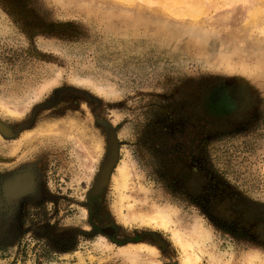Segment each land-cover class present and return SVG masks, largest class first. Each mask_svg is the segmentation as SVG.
Wrapping results in <instances>:
<instances>
[{
  "label": "rangeland",
  "instance_id": "374dc122",
  "mask_svg": "<svg viewBox=\"0 0 264 264\" xmlns=\"http://www.w3.org/2000/svg\"><path fill=\"white\" fill-rule=\"evenodd\" d=\"M0 124V264H264V0H0Z\"/></svg>",
  "mask_w": 264,
  "mask_h": 264
},
{
  "label": "flooded vegetation",
  "instance_id": "af4514ba",
  "mask_svg": "<svg viewBox=\"0 0 264 264\" xmlns=\"http://www.w3.org/2000/svg\"><path fill=\"white\" fill-rule=\"evenodd\" d=\"M2 129L5 135L10 136L12 134L11 132H9L10 130L8 128L2 127ZM23 175H26L27 177L24 176L22 178H17ZM12 180L13 182L11 183V185H9ZM19 182L28 183L27 187L16 193H13L12 191L13 195H10L9 190H13L16 186V183ZM7 185L9 186L7 187ZM36 187L37 182L35 181V178L32 177L29 173L13 174L10 177L6 176L0 178V226L4 227L11 225L13 229H15V234H18L22 229L31 227L32 224L33 226L37 225L35 223L36 220L33 219L34 214L31 213L32 211H42L40 208L35 209L36 206H34L36 205V203L33 201V199L35 198L34 192ZM6 191L8 194L6 193ZM48 227V224L43 225V227L40 228L39 232L44 230L45 228L47 231ZM100 231L108 235H113L115 233V229L110 226L101 228Z\"/></svg>",
  "mask_w": 264,
  "mask_h": 264
},
{
  "label": "bare ground",
  "instance_id": "6f19581e",
  "mask_svg": "<svg viewBox=\"0 0 264 264\" xmlns=\"http://www.w3.org/2000/svg\"><path fill=\"white\" fill-rule=\"evenodd\" d=\"M238 86V85H235L233 87V94L234 95H237V89H235V87ZM237 90V91H236ZM241 97V95H240ZM109 153H110V160L109 162H107L108 164L105 165V167L102 169V172L99 176V179H98V182L97 184L95 185V190H100V188L102 187L103 183L105 182V180L107 179V176H108V173H109V170H110V166L112 164V161H113V150H114V144H113V140H112V137L111 135L109 136ZM124 174V173H123ZM126 179V178H125ZM24 188V187H23ZM18 190V189H17ZM16 190V191H17ZM10 191V195H13L12 194V191L13 190H9ZM15 191V189H14ZM13 191V193H15ZM20 191V190H19ZM17 191V192H19ZM165 220L163 218H159L158 219V223L159 225L161 224H164L166 222H164ZM178 240H179V244L181 246V248L184 250V252L186 253V257H185V264H198V261H197V258H194L193 255L191 254V252L189 251V249H193L192 248V244L191 242L189 241L188 238L186 237H178Z\"/></svg>",
  "mask_w": 264,
  "mask_h": 264
},
{
  "label": "water",
  "instance_id": "95a60500",
  "mask_svg": "<svg viewBox=\"0 0 264 264\" xmlns=\"http://www.w3.org/2000/svg\"><path fill=\"white\" fill-rule=\"evenodd\" d=\"M235 85H239L241 87V90L244 92L245 91V84L239 80H233V79H229L227 80L226 82V86L228 87V93H229V98H232V99H235V95L233 94V87ZM244 102L242 104H240V106L242 105L243 106ZM2 125L0 124V130H2ZM112 137V140H113V144H114V150H113V161H112V164H111V168L113 167V165L115 164L116 160H117V155H118V145H117V141H116V138L113 134L112 131H109V135ZM110 160V153L108 152V155H107V159L105 160V162L103 163L102 167H101V170L99 172V175L101 174L102 172V169L105 167L106 164H108L107 162H109ZM110 168V170H111ZM110 170H109V173H108V176H107V179L109 177V174H110ZM98 175V176H99ZM107 179L105 180V182L103 183L102 187L100 188V190H95V185L94 187L92 188L91 190V194H97L98 192L101 191V189L105 186V183L107 182Z\"/></svg>",
  "mask_w": 264,
  "mask_h": 264
}]
</instances>
